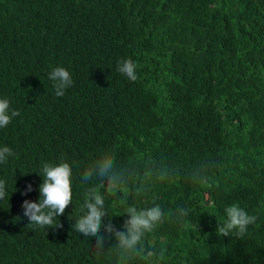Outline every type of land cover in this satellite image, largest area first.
<instances>
[{
  "label": "trees",
  "instance_id": "trees-1",
  "mask_svg": "<svg viewBox=\"0 0 264 264\" xmlns=\"http://www.w3.org/2000/svg\"><path fill=\"white\" fill-rule=\"evenodd\" d=\"M56 67L74 81L62 97ZM0 98L20 113L0 128V264H264V0H0ZM108 157L115 183L82 180ZM62 162L63 227L29 225L23 201ZM91 193L95 237L74 228ZM233 204L257 216L241 239L216 231ZM154 206L162 222L122 248L129 209Z\"/></svg>",
  "mask_w": 264,
  "mask_h": 264
},
{
  "label": "clouds",
  "instance_id": "clouds-1",
  "mask_svg": "<svg viewBox=\"0 0 264 264\" xmlns=\"http://www.w3.org/2000/svg\"><path fill=\"white\" fill-rule=\"evenodd\" d=\"M117 71L135 82L138 77L136 65L131 59L118 62ZM48 78L54 82L55 95L62 97L65 90L74 84L72 75L63 67H56L50 73ZM18 110L11 109L7 98H0V128L7 127L13 118L19 116ZM14 155L13 150L7 146L0 147V164H5L9 157ZM113 162L110 157L102 160L94 169L83 173L82 180L87 182L93 172H98L101 177H107L110 184L115 183V177L110 175ZM43 182L39 186V201L24 200L21 207L23 215L28 218L29 225L41 228H62L63 225L58 222V217L63 215L69 205L72 204V168L69 163L62 162L59 165L44 163L42 165ZM32 191L29 184L22 195H27ZM6 182L0 179V200L7 196ZM86 214L80 217L74 228L84 236H97L100 232L103 220L106 215L104 210V199L101 195L91 193L90 199L85 202ZM187 215L185 210H181ZM226 221L217 225V233L222 237L243 238L250 225H253L257 216L250 215L246 210L237 204L228 206L225 209ZM129 219L126 221L124 231H115L119 244L126 250H133L145 232L151 231L153 227L162 222L163 212L159 206H154L148 210L137 212L135 208L129 209ZM108 231H112V226H108ZM97 243H100L98 239Z\"/></svg>",
  "mask_w": 264,
  "mask_h": 264
}]
</instances>
